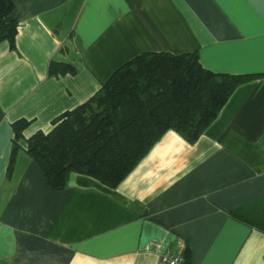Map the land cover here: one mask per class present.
Returning a JSON list of instances; mask_svg holds the SVG:
<instances>
[{"label":"crops","instance_id":"0c3cea01","mask_svg":"<svg viewBox=\"0 0 264 264\" xmlns=\"http://www.w3.org/2000/svg\"><path fill=\"white\" fill-rule=\"evenodd\" d=\"M13 3L15 48L0 43V264H160L188 247L191 264H264V78L239 87L197 142L167 132L116 188L72 174L54 191L27 153L145 53L264 73V0ZM55 62L76 73L51 76Z\"/></svg>","mask_w":264,"mask_h":264},{"label":"trees","instance_id":"16d2710c","mask_svg":"<svg viewBox=\"0 0 264 264\" xmlns=\"http://www.w3.org/2000/svg\"><path fill=\"white\" fill-rule=\"evenodd\" d=\"M13 9V0H0V43L15 48ZM76 70L55 62L49 74ZM263 78L264 73L213 72L202 66L197 53H145L119 69L87 102L55 119L49 133L32 136L27 153L54 191L64 190L72 174L116 188L167 132L197 142L239 87ZM28 125L25 120L13 124L11 167ZM182 256L184 264H191L189 247Z\"/></svg>","mask_w":264,"mask_h":264},{"label":"built area","instance_id":"2783aa9c","mask_svg":"<svg viewBox=\"0 0 264 264\" xmlns=\"http://www.w3.org/2000/svg\"><path fill=\"white\" fill-rule=\"evenodd\" d=\"M160 264H184V258L180 254L167 251L161 255Z\"/></svg>","mask_w":264,"mask_h":264}]
</instances>
